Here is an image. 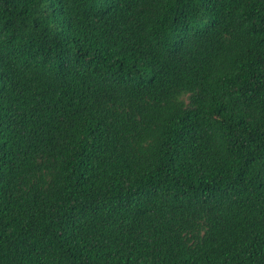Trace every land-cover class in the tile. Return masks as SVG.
I'll use <instances>...</instances> for the list:
<instances>
[{
    "label": "trees",
    "instance_id": "1",
    "mask_svg": "<svg viewBox=\"0 0 264 264\" xmlns=\"http://www.w3.org/2000/svg\"><path fill=\"white\" fill-rule=\"evenodd\" d=\"M0 264H264V0H0Z\"/></svg>",
    "mask_w": 264,
    "mask_h": 264
}]
</instances>
